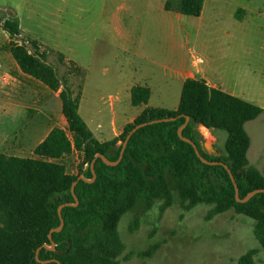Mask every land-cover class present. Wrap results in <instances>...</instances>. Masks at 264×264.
<instances>
[{
  "label": "rangeland",
  "instance_id": "374dc122",
  "mask_svg": "<svg viewBox=\"0 0 264 264\" xmlns=\"http://www.w3.org/2000/svg\"><path fill=\"white\" fill-rule=\"evenodd\" d=\"M167 3L170 10L165 9ZM179 4L180 0H0V20L18 18L29 48L34 50V41L46 51L48 62L75 94L81 84L80 113L98 136L101 132L103 141L113 140L115 129L140 110L132 106L127 84L151 88L149 107L177 110L183 86L178 72L183 68L204 78L198 71L211 66L224 76L229 90L238 86V94L245 92L244 100L264 109V0H206L200 17L180 14ZM9 57L14 61L9 35L0 26V63L16 79ZM74 66L84 71L82 76L75 75ZM36 83L34 106L41 108L42 89L50 90ZM2 87L0 141L26 134L32 116L20 109L8 114L11 101L2 97L11 87ZM258 119L247 130L252 146L264 149V114ZM200 131L203 143H215L217 152L224 153L225 131L217 130V137ZM43 136L33 131L31 144ZM24 156L34 157L31 148ZM61 162L68 173L79 174L77 154ZM173 190L174 203L163 214L156 203L151 209L140 204L123 216L118 228L125 245L121 264H239L251 250L257 251L255 264H264L254 220L230 210L207 221L211 207L186 211L174 186ZM151 249L155 251L150 257L138 255Z\"/></svg>",
  "mask_w": 264,
  "mask_h": 264
},
{
  "label": "trees",
  "instance_id": "16d2710c",
  "mask_svg": "<svg viewBox=\"0 0 264 264\" xmlns=\"http://www.w3.org/2000/svg\"><path fill=\"white\" fill-rule=\"evenodd\" d=\"M204 3L180 0L178 11L184 16L200 17ZM165 9L170 10L168 3ZM0 26L9 35L10 53L22 73L54 92L60 91L62 114L67 121V130L54 128L35 148L34 158L0 155V264H43L36 260V252L44 245L52 246L49 233L61 225L59 207L76 203L73 184L80 176L93 179L91 165L97 155L118 161L129 133L143 124L148 125L133 134L119 165L108 166L97 159L96 181L78 182L75 193L79 205L63 208L65 226L53 234L55 250L43 248L40 260L49 261L45 264H121L119 257L125 250L118 231L121 219L140 204L151 209L160 203L163 214L174 203L173 186L186 211L200 205L211 207L207 221L230 210L254 220L255 235L264 250V193L239 203L227 169L204 164L193 146L178 135L186 117H190L183 136L198 145L206 160L229 167L240 198L245 199L254 191L264 190V168L259 170L249 162L251 139L246 131L247 123L260 117L263 108L212 88L203 79H187L176 111L147 107L121 135L99 142L79 113L81 92L73 93L58 69L48 62V53L41 52L36 42L31 43L33 51L29 48L22 39L19 19L0 20ZM59 61L64 63L62 55ZM74 70L75 75H83L79 68L74 66ZM150 97L147 87L131 90L134 107L147 106ZM165 119L175 120L149 124ZM200 127L227 133L221 156L201 149L205 139ZM73 153L81 159L78 175L68 173L61 162ZM154 251L138 255L150 257ZM256 255V250L247 252L239 264H255Z\"/></svg>",
  "mask_w": 264,
  "mask_h": 264
},
{
  "label": "crops",
  "instance_id": "0c3cea01",
  "mask_svg": "<svg viewBox=\"0 0 264 264\" xmlns=\"http://www.w3.org/2000/svg\"><path fill=\"white\" fill-rule=\"evenodd\" d=\"M204 5H205V3H204ZM239 10L237 11V13L239 12ZM202 13H203V11H202ZM21 32H22V30H21ZM9 67L15 74L17 85H16V82H15L13 84V86H11V88L7 87V88H10V89H7V88H6L7 90L4 89L5 92L3 93V97L2 98L11 101V103H10V111L8 112V114H10V115L17 114L18 109H20V110L31 111L32 112V116L29 117L28 120H27V123H28L27 130L28 131H27L26 134H22L23 136L21 135L20 137H14L13 136V137H10V138L9 137L4 138V140L1 139V141H0V144H1L0 145L1 146L0 155L4 154V155H7V156H15V157H20V158H34L35 156L34 157L24 156L25 150L31 148V154L34 155L35 148L42 141H44V139L49 135V133L54 128H60V129H63V130H67V121H66L65 117L62 114V103H61V100H60V91L59 92H54V91H52L50 89H49L50 91H47V89H42L43 90L42 91L43 95L41 97V100H39V102L41 103V108L40 107L37 108V107L34 106L38 101L36 99V93H35V91L33 89V88H35V84H37L36 80L31 78V77H29V76H27V75H25V74H23L22 71L20 70V68L18 67L17 63L12 61V60H10V57H9ZM4 68H5L6 71L10 72V70H8L5 66H4ZM198 72L203 74L204 78H198L193 72H191L190 70H188L186 68H183L181 72H178V76L182 77V79H183L182 83L183 84H184V82L187 79H197V80L203 79L212 88L219 89V90H221L223 92H226V93H228L230 95H233V96H236V97L244 99L243 95L245 94V92H241L242 94H238V92H237V87L238 86H235V88H232L233 90H229V88H227L226 81L224 80V76L222 74L215 73L216 71H214L211 68V66L206 67L204 69H201ZM212 80L219 81L220 84H215V83L211 82ZM80 81H81V83H83V78L82 77L80 78ZM137 86H142V85H137ZM80 87H81V84L79 85V91H80ZM133 87H135V85H133V84H127L126 87H125V89L127 91H130V95H131V90H132ZM143 87H147L151 91V88L149 86H143ZM71 89H72L73 93L75 94L74 89L73 88H71ZM75 95H77V94H75ZM21 100L22 101L23 100H27L28 104L25 105V106H20V105L14 104L12 102V101H21ZM147 107H149V106L148 105L147 106H139L138 108H140V110L136 114L135 117H133L131 120L126 121L121 126V128L119 130L115 129L114 138L113 139H115L116 137L121 135L123 133L125 127L128 124L132 123ZM80 109H81V107L79 105V113H80ZM80 115H81V113H80ZM35 117H37V118H35ZM258 118H260V117H258ZM258 118L256 119L257 121L260 120ZM256 120H253L251 122H254V121L257 122ZM84 121L87 123V125L90 128V130L92 131L94 137L99 142H108V141L101 140L99 138V137H101L100 136L101 132H98L99 133V136H98L95 133V131L92 130V128L88 124V122L85 119H84ZM249 123H247V125H246L247 133H248L247 126H248ZM42 124H47V125L43 126ZM260 124H262V123H260ZM0 126H1V124H0ZM98 129H101L100 126L97 127V130ZM200 129L205 130V131H207L209 133L211 132V134H213L214 136L217 137L216 131L207 130L204 127H200ZM33 131H37L39 136L42 135V134L44 136L37 143L35 142V143L31 144V139L32 138L29 139V136L33 133ZM11 138H13V140H11ZM250 139H251V137H250ZM213 144H215V143H213ZM254 151H255V154H254ZM74 154H77V153H73L72 155H74ZM77 156L79 157L78 154H77ZM248 159H249L250 164L253 165L254 167H256L257 169L262 170L264 168V149L258 148V147H253L252 146V140H251V146H250V149H249V152H248Z\"/></svg>",
  "mask_w": 264,
  "mask_h": 264
},
{
  "label": "water",
  "instance_id": "95a60500",
  "mask_svg": "<svg viewBox=\"0 0 264 264\" xmlns=\"http://www.w3.org/2000/svg\"><path fill=\"white\" fill-rule=\"evenodd\" d=\"M174 120H175V119H165V120L155 121V122H152V123H149V124L159 123V122H162V121L168 122V121H174ZM189 123H190V117H186V122H185V124L182 125V126L179 128V130H178V135H179V137H180L184 142H187V143H189V144H191V145L193 146V148H194V150H195L197 156L200 158V160H201L204 164H208V165H222V166H224V167L227 169V171H228V173H229V175H230V177H231V179H232V182H233V184H234V187H235V196H236V199H237V201H238L239 203H246V202H248L251 198H253L256 194L264 193V190H257V191H254V192L250 193L245 199H241V198H240V195H239V187H238V185H237V183H236V181H235V178H234L233 174L231 173L229 167L226 166L224 163H221V162H210V161L206 160V159L201 155L198 145H197L196 143H194L191 139H188V138H186V137L183 136V130L186 128V126H187ZM146 125H148V124L139 125V126H137L135 129H133V130L129 133V135L127 136L125 142L123 143L122 150H121L120 157H119L118 161H116V162H112V161H109V160L107 159V157L104 156V155H97L96 158L94 159L92 165H91V171H92V173H93V179H92V180H87L84 176H80L79 179L73 184L71 191H72V194H73V196H74V198H75L76 203H75V204L67 203V204H64V205H62V206L59 207V209H58V214H59V217H60V220H61V225H60L59 228L54 229V230H51V232L49 233V239H50V241H51V243H52V246L49 247V246H47V245H44V246H42L41 248H39V249L37 250V252H36V260H37L39 263H43V264H45V263H48V262H49V261H41L40 258H39L40 251H41L43 248H45V249H47V250H51V251H54V250H55L56 244H55L54 241H53V234H54V233H59V232H61V231L63 230L64 226H65V221H64V219H63V215H62V210H63V208H65V207H77V206L79 205V200H78V198H77V196H76V193H75V188H76V185L78 184V182H79L80 180H83V181H85V182H87V183H94V182L96 181V179H97V175H96V172H95V163H96L97 159H102V160L104 161V163H106L108 166H117V165H119L120 162H121L122 159H123V156H124L125 150H126V148H127V145H128V143H129L131 137L133 136V134H134L135 132H137L139 129L145 127ZM201 149H202L204 152L208 153L209 155H212V153H214V156H216V157L221 156V154L217 152V150H216L214 144H212V145H208V144H206V143H202V144H201ZM57 262H58V261H57ZM58 263L61 264L60 262H58Z\"/></svg>",
  "mask_w": 264,
  "mask_h": 264
},
{
  "label": "built area",
  "instance_id": "2783aa9c",
  "mask_svg": "<svg viewBox=\"0 0 264 264\" xmlns=\"http://www.w3.org/2000/svg\"><path fill=\"white\" fill-rule=\"evenodd\" d=\"M16 79L6 71L4 66L0 63V84L3 87H11L15 83Z\"/></svg>",
  "mask_w": 264,
  "mask_h": 264
}]
</instances>
